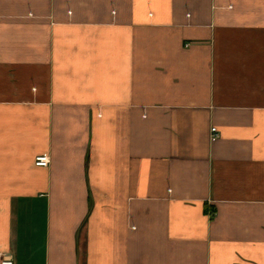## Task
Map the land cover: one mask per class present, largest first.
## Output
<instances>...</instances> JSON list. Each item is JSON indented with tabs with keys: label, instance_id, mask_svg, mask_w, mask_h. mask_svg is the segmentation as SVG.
I'll use <instances>...</instances> for the list:
<instances>
[{
	"label": "crops",
	"instance_id": "crops-1",
	"mask_svg": "<svg viewBox=\"0 0 264 264\" xmlns=\"http://www.w3.org/2000/svg\"><path fill=\"white\" fill-rule=\"evenodd\" d=\"M0 252L264 264V0H0Z\"/></svg>",
	"mask_w": 264,
	"mask_h": 264
},
{
	"label": "built area",
	"instance_id": "built-area-1",
	"mask_svg": "<svg viewBox=\"0 0 264 264\" xmlns=\"http://www.w3.org/2000/svg\"><path fill=\"white\" fill-rule=\"evenodd\" d=\"M220 135L216 127L211 129V142L218 141ZM35 164L37 167H48L50 164V157L48 154H42L36 157ZM0 264H15V259L12 256L0 252Z\"/></svg>",
	"mask_w": 264,
	"mask_h": 264
}]
</instances>
